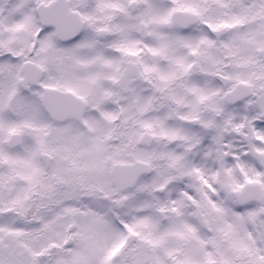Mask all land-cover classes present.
Here are the masks:
<instances>
[{"label":"snow or ice","instance_id":"1","mask_svg":"<svg viewBox=\"0 0 264 264\" xmlns=\"http://www.w3.org/2000/svg\"><path fill=\"white\" fill-rule=\"evenodd\" d=\"M0 264H264V0H0Z\"/></svg>","mask_w":264,"mask_h":264}]
</instances>
